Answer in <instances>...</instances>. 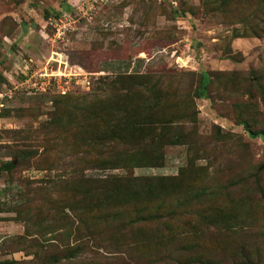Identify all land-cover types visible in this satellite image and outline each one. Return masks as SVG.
<instances>
[{"label": "rangeland", "instance_id": "obj_1", "mask_svg": "<svg viewBox=\"0 0 264 264\" xmlns=\"http://www.w3.org/2000/svg\"><path fill=\"white\" fill-rule=\"evenodd\" d=\"M85 3L0 0V85L8 83L7 76L18 80L27 62L33 67L45 63L33 59L52 45L48 37L54 30L46 20L55 17L61 26L69 21L62 13L74 23L60 29L63 35L53 48L88 81V89L77 86L66 97L47 92L0 101V216L13 219L17 208H33L34 188L82 169L74 159L95 156L96 148L70 149L69 133L63 132L68 139L60 141L43 128L56 116L57 104L92 94L104 98L107 93L96 90L99 81L116 75L169 71L179 74L185 87L194 82L188 73L202 72L208 84L203 98L193 100L192 145L163 146L160 167L128 172L146 178L180 173L176 189L158 195L163 204L152 205L160 209L151 223L130 215L136 222L133 232L122 226L115 232L121 225L117 221L113 230L101 224L99 237L120 249L109 245L86 252L73 264H264V84L248 77L249 72L256 78L264 74V0H108L91 11ZM34 20H42L48 35L43 41ZM249 29L258 33L252 36ZM66 121L63 117L61 123ZM240 121L262 134L248 137ZM45 141L57 143L49 154H43ZM8 162L14 166L9 171ZM85 174L101 175L95 170ZM104 174L126 175L122 170ZM155 226L163 235L157 243ZM13 238L3 239L0 250L32 251Z\"/></svg>", "mask_w": 264, "mask_h": 264}, {"label": "trees", "instance_id": "obj_2", "mask_svg": "<svg viewBox=\"0 0 264 264\" xmlns=\"http://www.w3.org/2000/svg\"><path fill=\"white\" fill-rule=\"evenodd\" d=\"M256 31L247 30L252 36L258 33ZM176 64H179L178 60ZM166 72L103 78L96 90L107 93L104 98L92 94L90 98L56 105V116L43 128L58 134L60 141L68 139L62 137L63 132L69 133L70 149L96 148V154L94 157H74L76 165L79 161L84 165L82 169H72L65 176L47 179L44 182L47 186L39 185L32 190L37 201L33 208L22 210L19 207L13 211L15 216L11 220L22 227V234L13 239L26 243L32 251L24 253L17 248L27 259L0 264H73L86 252L105 249L109 245L120 249L117 244H109L99 237L101 224L109 225L108 229L113 230L111 224L117 221L121 225L115 232L119 233L122 226L129 233L136 227L130 215L135 216L137 222L151 223L150 218L160 209L152 205L162 207L163 204V200H157L158 195L166 194L170 188L176 189L182 174L146 178L134 177L128 172L134 168L160 167L163 146L192 145L196 116L193 100L203 98L208 84V77L202 72L197 76L188 73L194 82L185 87L181 85L179 74ZM248 77L257 84H264V74L256 78L249 72ZM63 117L67 119L66 124L61 123ZM240 124L250 138L262 134L250 130L246 121H240ZM43 147V154H49L57 143L45 141ZM6 165L7 171L14 167L12 162ZM92 170L101 175L85 174ZM116 170H122L126 175L104 174ZM152 231L157 243L162 232L156 226Z\"/></svg>", "mask_w": 264, "mask_h": 264}, {"label": "built area", "instance_id": "obj_3", "mask_svg": "<svg viewBox=\"0 0 264 264\" xmlns=\"http://www.w3.org/2000/svg\"><path fill=\"white\" fill-rule=\"evenodd\" d=\"M108 0H85V6L87 11H91L94 6H101ZM60 17H69L68 22L59 25L55 17H48L46 23L54 30L51 36L46 37L52 43H56L61 39L64 27H69L74 23V20L69 14H60ZM64 20V19H63ZM29 62L26 63L22 70H19L20 78L16 81L8 80V83H1L0 85V101L5 98H10L15 95H42L47 92H52L56 95L63 96L72 93L75 87L80 86L84 89H88V81L80 73H67L59 69H50L47 62L39 67H33ZM7 81V80H6ZM1 107V103H0Z\"/></svg>", "mask_w": 264, "mask_h": 264}, {"label": "crops", "instance_id": "obj_4", "mask_svg": "<svg viewBox=\"0 0 264 264\" xmlns=\"http://www.w3.org/2000/svg\"><path fill=\"white\" fill-rule=\"evenodd\" d=\"M64 14H66V13H64ZM41 23H42V20L40 23L38 21L34 20V24H35L34 28L36 30L33 29L31 32L33 33L35 30L36 33H38V38H40L43 41L42 36L46 37V33L44 31H42L41 28L43 26H41L42 25ZM33 35H35V34H33ZM26 38H27V36H25V39ZM29 39H31L33 41L34 37L32 36ZM29 39H27V40H29ZM36 45H38V39H37ZM53 45H56V43L55 44L52 43V45H50L51 47H50L49 51L45 52L46 54L40 55L41 58L37 57L36 59H33V60L36 61L37 63H40V60L42 59L43 62L51 63L50 65L53 64L54 68H57L59 70H63L67 73H74V74L78 73V72H76L75 68H73V66L69 65V63L67 61H65L61 58L63 52L61 53V51H59L57 48H53ZM29 48H31V50H32L31 45H29ZM4 76H6L5 72H4ZM6 79L9 80L11 78H10V76H7ZM21 234H22V227L19 223L12 221L10 218H4V216H0V243L5 238H13L16 236H20ZM20 259H27V258H25L23 256V254L17 249L2 250V251L0 250V263L5 262V261H9V260H20Z\"/></svg>", "mask_w": 264, "mask_h": 264}]
</instances>
